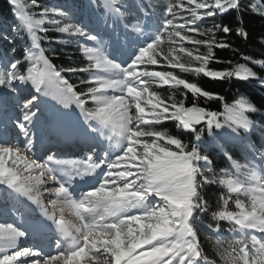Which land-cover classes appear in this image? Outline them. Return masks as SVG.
I'll return each instance as SVG.
<instances>
[{
    "label": "snow or ice",
    "instance_id": "6c2138e0",
    "mask_svg": "<svg viewBox=\"0 0 264 264\" xmlns=\"http://www.w3.org/2000/svg\"><path fill=\"white\" fill-rule=\"evenodd\" d=\"M9 4L28 33L30 46L17 57L11 46L21 27L13 25L0 31V41L9 46L0 48V98L15 94L19 111L15 136L9 134L6 123L0 122V191L12 198L13 194L17 199L25 198L40 210L44 220L30 224L0 222V264H216L205 253L195 226L209 213L207 228L217 235V252L223 264H264V175L258 177L253 172L249 177L255 181L253 185L239 179L240 170L249 165L239 163L227 150L223 154L237 176L227 169L214 173L207 143L201 142L205 130L213 140L219 135L241 140V130L251 134L254 127L246 114L259 110L243 98L232 104L225 102L230 131L224 132L225 126L217 119L220 114L200 106L201 99L205 103L224 101L223 96L172 71L149 67L165 64L213 81L258 82L264 88V76L247 67L250 63L264 68V59L242 56L244 64L210 67L213 63L233 65L231 60L219 59L215 50L238 52L228 38L234 33L237 38L249 39L244 15L264 19V0H249L247 4L243 0H164L158 16L144 7L145 17L154 20L151 35L127 53L128 59L122 63L103 51L98 34L83 23L69 22L68 11L41 7L38 0H31V4L9 0ZM29 8H39V18ZM105 8L114 18L129 15L120 0H107ZM232 13L237 19L235 29L216 22L201 27L209 19L215 21ZM124 27L128 29L129 22ZM131 28L144 35L140 27ZM50 30L75 37L77 43L79 38L93 42L91 47L80 45L87 63L67 68L51 63L41 41H60L46 35ZM165 44L169 46L167 52ZM180 54L189 57V62ZM63 73L86 74L87 78L80 80L83 90ZM153 85L181 89L184 99L162 97ZM41 94L52 95L65 108L75 105L90 133L115 140L117 150L97 156L90 144L83 158L73 160L61 159L46 149L38 115ZM89 102L94 107H88ZM164 122H172L182 133L194 136L196 143H185L164 128ZM256 127L264 133V126ZM249 147L245 159L256 160L264 173V151L255 145ZM86 177L93 178L91 184L87 190L77 191L74 185ZM210 185L225 189L215 210L202 195ZM243 195L249 197L248 203L241 199ZM45 199L74 209L77 223H67L49 213ZM222 222L228 224L233 237H238L231 239L227 248L220 239ZM44 231L53 234L54 251L51 246L47 251L38 244L25 246L31 236Z\"/></svg>",
    "mask_w": 264,
    "mask_h": 264
},
{
    "label": "trees",
    "instance_id": "16d2710c",
    "mask_svg": "<svg viewBox=\"0 0 264 264\" xmlns=\"http://www.w3.org/2000/svg\"><path fill=\"white\" fill-rule=\"evenodd\" d=\"M122 3L127 5L126 9L128 13H134L135 17L138 19L142 18V13H144V7H148V11L151 13L156 9L159 5L158 0H120ZM103 0H38V3L41 7L47 6L51 7L52 4H57L63 6L65 9L71 11L72 16H81L86 8H92L94 5H98V10H101V3ZM249 0H243L244 4H247ZM25 4H31V0H23ZM14 9L10 7L9 0H0V31H3L5 28H11V26L16 25L20 26L19 22L15 19L13 13ZM28 11L30 13H34L36 16L39 15V8H29ZM79 19V18H78ZM125 20L133 21L132 18L125 17ZM213 22L216 23H225L230 24V26L235 29L237 26V19L235 13L230 15L226 14L222 18H217L215 21L209 19L207 23L211 24ZM244 26L247 28L249 32V39L247 41L242 40L240 38L235 37L234 33L228 38L229 42L238 49V52L235 54L230 49H216V55L221 60H231L233 61V65H218L212 64L210 67L213 68H223V67H232L236 63L244 64L246 63L242 56H252L255 59H264V44L261 43V38L264 36V19L259 18L258 16H253L249 13H245L244 15ZM16 37V42L11 47H15L17 57L22 55V50L25 46H30V37L26 30L22 29ZM38 35H45V33H37ZM53 41L51 44L48 43L47 40L41 41V47L44 50V55L50 60L51 63L56 65L57 68H67V67H82L87 61L82 58L80 51L75 43H73V39L69 38L65 35L56 33L55 31H49L46 34ZM9 46L6 42L0 41V48H8ZM166 47L164 46L165 52ZM205 49L201 48V51ZM151 69L156 71H172L174 74L180 76L181 78L189 81L195 82L202 88L208 91L219 93L224 97V101H209L205 103L203 99H201L200 106L205 107L211 111L217 112L220 115L217 119L220 121L222 125H224L226 131H230L228 129V122L225 120V102L228 104H232L236 99H247L250 103H252L259 111L255 113H247L248 118L254 122V125L257 124L260 126H264V88L259 86L258 82H242L237 81L235 79L227 82L213 81L209 78L203 77V75L197 77L191 73H182L179 69H172L165 64L157 65V66H149ZM247 67L251 68L255 71L259 76H264V68H261L258 65L247 64ZM63 75L69 80L70 83H73L78 86V90H83L84 86L80 85L81 79H86L87 75L84 73L70 74L63 73ZM153 90L158 92L162 97H168L169 95L175 96L177 100L184 99L182 95L181 89H173L169 86H160L157 87L153 85ZM189 93V97H190ZM186 106H190L186 101ZM88 107H92L91 104H88ZM164 128H167L169 132L173 135L180 136L185 143H196L195 137L186 133H182L180 130L176 129L174 123L172 122H164ZM260 133V127H256ZM264 134V133H262ZM241 135V133H240ZM253 142L259 144L258 138L252 134ZM201 140L203 142H210V146L207 145L206 151L213 159V172L219 174L221 169H227L234 176H237L234 170L232 169L231 163L225 158L224 151H229L234 159H236L239 163L248 164V160L245 159L246 153L238 150L235 147L237 140H230L228 138L229 144H224L222 141L218 139V137L213 140L209 137L207 131L205 130L202 133ZM163 143V142H161ZM244 169V168H243ZM239 178V176H238ZM240 179V178H239ZM221 191H225L223 186L221 185H210L206 186L205 190L202 192V195L205 199L208 200L210 207L215 210L218 196ZM243 199V196H241ZM232 209H234V205H232ZM211 222L210 213L207 216H202L195 222V226L200 233V242L205 251V253L209 256L210 259L216 261V264H223V261L220 255L217 252V237L213 236L207 228V224ZM228 224L226 222H222V234L220 239L224 241L223 248H227L228 244L231 241V238L228 235Z\"/></svg>",
    "mask_w": 264,
    "mask_h": 264
},
{
    "label": "bare ground",
    "instance_id": "6f19581e",
    "mask_svg": "<svg viewBox=\"0 0 264 264\" xmlns=\"http://www.w3.org/2000/svg\"><path fill=\"white\" fill-rule=\"evenodd\" d=\"M113 17V16H112ZM114 18V17H113ZM116 21H119L118 18H114ZM94 29L99 30V37L101 40V45L103 46V51L111 56L117 62H124L128 59L127 53L135 51L137 49L136 46H141L143 39L145 38H129L127 36H118L111 29L107 28H97ZM84 42H87L84 40ZM83 54V53H82ZM84 55V54H83ZM55 87V86H53ZM4 98H0V121L3 120L4 123L7 124L9 129V134L14 132L15 128V120L16 116L9 117L7 114H3V104ZM13 100V97H12ZM38 108H39V118H40V125L41 131L43 133V143L44 146L53 144L57 147H61L62 149L65 148L63 151H59V148L54 149L53 151L56 152L58 157H62L61 159H73L78 160L79 153L77 152L76 147L78 146H85V145H92L96 149V155L99 156L104 154L105 151H112L115 152V140L114 146L110 145V142L106 137L100 136L99 133L92 134L90 133L88 125L83 122V118L80 116L79 110L75 107V105H71L67 108L60 105L56 99L53 98L52 95H43L41 94L38 98ZM44 115L41 118V115ZM42 115V116H43ZM18 130V129H17ZM19 131V130H18ZM106 131V130H105ZM51 133V134H50ZM60 140V141H59ZM105 143H107L105 145ZM75 144V145H74ZM66 145H70V150H66ZM102 147L104 149L102 153ZM71 154H67V153ZM7 159V156L5 157ZM88 181V180H86ZM8 195L4 194L0 191V206L3 204L4 207L0 208V219L9 220V223H21L24 222L26 224L34 223L36 221H43L44 217L41 214L40 210L32 205L29 201L25 198L20 197L19 199L15 198V194H13V198L6 200L4 197ZM10 197V196H9ZM8 203V204H6ZM45 206L48 208L49 213L55 214L57 218L66 219L67 215L71 217L74 216V209L70 208L69 206L57 203L53 205L51 200L45 199L44 201ZM32 208L34 212H36V216H31L26 210ZM11 209V211L9 210ZM7 213V216L10 219L4 217L6 216L4 213ZM69 212V213H68ZM70 217V218H71ZM67 222V220H66ZM47 223H50L48 221ZM68 223V222H67ZM42 236V234H44ZM51 232L44 231L42 233L37 234L39 239L36 241L38 242L41 238L46 239V241L39 242L40 245L45 247V250H49L50 244H54L55 241L50 242L48 241L50 236L53 238V235H50ZM259 235V233H256ZM33 243V236L28 239V243L25 246H30ZM55 247V246H54ZM54 249V248H53Z\"/></svg>",
    "mask_w": 264,
    "mask_h": 264
},
{
    "label": "rangeland",
    "instance_id": "374dc122",
    "mask_svg": "<svg viewBox=\"0 0 264 264\" xmlns=\"http://www.w3.org/2000/svg\"><path fill=\"white\" fill-rule=\"evenodd\" d=\"M158 2H159V5H157L158 7L156 9L154 8V12L156 13L157 16L159 15V10H160V8L163 5L164 0H158ZM106 3H107V0H104L101 3V6H100L101 7V10L100 9L98 10V5L97 6L94 5V7H92V8H86L84 15L81 16V19H78L77 16H72L71 15V20L69 22H73V23H83L84 25L87 26L88 30L94 31L96 34L99 33V30L98 29H94V27H97V28H103L104 27V28L113 30L115 33H117L118 36H121V37L127 36V37H129L131 39L142 37V38H145V39H143L144 41H146V40L149 39V37L151 35V32H152L151 25L154 22L153 19L146 18L145 15L142 16V19H138V18L135 17L134 13H130L128 16H129V18H132L134 20V22L132 23V21H128L129 22V28L128 29H125V27H124V24L126 22L125 18L124 19H119V21H116L108 13V11L106 10V8H105V4ZM120 3L123 4L125 6V9H126L127 5L125 3H122V1H120ZM51 7H55V8L62 9L60 6L57 7L55 4H52ZM67 11L69 13H71L70 10L67 9ZM126 11H127V9H126ZM35 18H39V15L38 16L35 15ZM131 25H136V26L140 27L141 29H143L144 35H141L140 33H137V32H133L132 31V28H131ZM45 27H49L50 28V26L47 25V24L45 25ZM201 27H210V24L207 23L205 25V23H204V24H201ZM72 39H73V43H75L77 45V47H78V49H79L80 52H82L81 51V47H80L81 44H86L89 47L94 46V43L93 42H88V41L87 42H84V39L83 38H79V43L76 42L77 41V38L73 37ZM187 46L188 47H191L190 45H187ZM138 47H139V45H138ZM165 47H166L165 48L166 51H168V47L169 46L167 44H165ZM180 55H181V58H182V60L184 62H186V63L189 62V60H190L189 57H187L184 54H180ZM82 58H84V60L87 61V59H86V57L84 55H82ZM12 97H13V100H12ZM14 97H15V94H13V96L7 97L6 99L5 98L3 99L4 100V104H3V109L4 110H2L3 111L2 113L3 114H7L9 117H12L13 118L14 116H16V118H17L18 115H19V111H18V108L16 106V99ZM42 115H41V118L44 117V115L43 116ZM225 120H226V117H225ZM0 122H3V120L0 121ZM253 129H254V127H253ZM8 131H9V129H8ZM216 131L217 132H220L221 130H216ZM17 132H18L17 128H14V132H12L10 134L12 136H15V134ZM224 132H226V131L224 130ZM241 132L242 133H245L243 130H241ZM217 137H218V139L220 138V140H222V142H226L227 141V137H225L223 135H219ZM20 139H22V137ZM112 143L114 144V141H112L110 143V145L113 147L114 145ZM106 144L107 143H105V145ZM261 145H264V138L261 139ZM66 146L67 147H70V145H66ZM44 147L46 149H51L52 151L54 149H57V148H60L61 149V147H57V146H55L53 144H51L50 146L49 145H46ZM88 148H89V146L88 147L80 146L78 148V152L80 153V155H84L85 156V154L88 151ZM243 148L244 149H247L246 147H243ZM259 148H260L261 151H264V148H261V147H259ZM103 151H104V149L102 147V153H103ZM253 172H255L258 177L261 176V175H264V173H261L260 172V167H259L258 162L256 160H253L252 167H251L250 172L246 173V174H248V176H247L248 182L247 183L249 185L255 184V181L254 180L249 179V177L251 176V174ZM3 193L6 194V195H8L5 192H3ZM4 199L9 200V199H11V197H9V195H8L7 197H4ZM248 202H249V200H246L245 203H248ZM6 204H8V203H6ZM70 217H71L70 215H67L65 221L67 220V222L70 223V224L71 223H77V218L75 217V215L73 217H71V218ZM0 220H3V219H0ZM4 221L8 222L9 220H4Z\"/></svg>",
    "mask_w": 264,
    "mask_h": 264
}]
</instances>
